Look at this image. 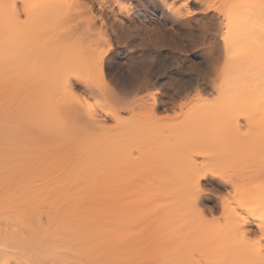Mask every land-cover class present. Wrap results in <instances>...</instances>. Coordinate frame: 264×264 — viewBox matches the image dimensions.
Wrapping results in <instances>:
<instances>
[{
    "label": "bare ground",
    "instance_id": "1",
    "mask_svg": "<svg viewBox=\"0 0 264 264\" xmlns=\"http://www.w3.org/2000/svg\"><path fill=\"white\" fill-rule=\"evenodd\" d=\"M213 6L220 14L222 26L219 40L222 68L218 82L211 86L217 97L204 100L198 96L189 108L197 106V110L188 112L189 118L186 116L184 120L190 126L196 122L195 125L201 126L222 117L225 127L223 122L221 131L216 128L210 131L211 136L202 126L197 127L196 135L182 132V124H178L180 129L174 123L177 129L171 125L167 131L150 134L147 144L152 146H149L152 153L169 156H165L164 164L154 167L156 179L152 177L159 181L172 177L163 183H153L150 194L143 192L148 196L147 208L145 200L139 198L142 192H133L137 194L132 196L126 190L128 197L144 201L138 204L144 211L149 210L150 216L156 207L157 215H153L159 222L179 223L183 228L179 235L170 234L163 240L166 244L178 242L188 250L198 248L202 255L199 264H264V219L256 215L262 212L253 210L252 217L246 218V213L255 209L253 206H263L264 192L254 193V197L250 191L251 198L246 199L238 191L241 197L221 200L222 220L216 226H211L201 208L208 202L202 186H232L228 176L242 173L244 160H249L247 156L257 157L261 162H256L258 166L254 169L257 166L258 172L264 173V0H220ZM81 7L79 0H0V264H122L119 263L122 256L118 254L122 249L117 242L129 233L121 235L125 231L119 230L120 211L125 212L123 222L131 219L129 223H133L134 218L141 225L135 220L138 213L132 214L142 209L134 205L135 198L129 208L125 202L129 199L130 203V198L118 199L125 190L117 191L118 195L114 192L120 189L119 184L115 185L114 165L115 154L121 148L118 141L131 135L122 134L125 129L120 134L114 129L130 128L131 120L128 118L125 124L126 119L122 120L123 116L113 110L115 106H102L104 102L97 105L91 97L92 103L79 100L72 87L74 79L88 83L97 66L98 74L101 73L100 36L89 32L88 19L81 22V27L70 22L73 12L88 13ZM95 73L96 83L93 86L88 83L90 93L102 89ZM94 86L98 88H91ZM110 96L106 97L108 102L116 98L111 101ZM115 102L119 104L118 100ZM109 104L112 106L113 102ZM196 111L195 120L196 113L192 114ZM109 118L115 128L108 127ZM151 120L143 122L147 125ZM143 122L135 123L140 124L139 133ZM134 125L130 129L135 136L137 130L133 129L137 125ZM108 129L113 132L110 134ZM178 129L181 133L172 132L164 139V131L167 134ZM248 141L253 143L247 145ZM69 148L78 160L72 158ZM63 150L70 153L65 158L60 156ZM68 155L75 163L70 157L72 163H68ZM263 181L258 184H264ZM118 203L126 205L132 215L126 216L127 211L120 210ZM132 208L137 210L131 211ZM205 227H211L210 232L196 238L197 230Z\"/></svg>",
    "mask_w": 264,
    "mask_h": 264
},
{
    "label": "rangeland",
    "instance_id": "2",
    "mask_svg": "<svg viewBox=\"0 0 264 264\" xmlns=\"http://www.w3.org/2000/svg\"><path fill=\"white\" fill-rule=\"evenodd\" d=\"M79 1L81 2L82 5L81 8L86 9L88 13L84 12V13L76 14L73 12V14L70 17L71 25H73L74 27H76L77 25L81 27L80 26L81 22L83 24L84 21L88 19L90 20L89 32L96 36H100L101 38L100 40L101 42L98 45L99 49L101 50L100 54L102 57L100 62L101 73L98 74L97 71L99 66H97L94 69V71H96V73L99 76L100 79L99 84H101L100 81L102 82L101 84L102 89L95 86L91 88H94V90L98 88L99 91H102L101 94L104 92L103 90L109 92V95H111L110 97H112L110 99L111 101L113 97L116 98L113 99L112 101L113 104L111 106V104L109 103L112 102L110 101L108 102L109 99L107 98H109V95H107L108 96L107 97L104 94L105 92L103 93V96L100 94L98 90L96 91H98L99 94L98 93L96 94L95 91L94 92L95 95L94 93L89 92L90 90L89 84L90 86H93L96 83V79H97L96 75H94V71L91 72V75L89 77V81H88L89 84L86 83L85 81L83 83L81 80L77 81L74 79L72 81L73 82L72 87L74 89L76 97H78L79 100H83V101L86 100L88 101V103H92L90 99L91 97L92 101L95 100L96 102L95 104L97 105L99 104L102 105L101 102L102 103L104 102L102 106L105 105V107H110V108L115 106V108L113 107V110L115 109V111L119 112L121 117L123 116L124 119L122 118V120L126 119L125 124H127L128 118L131 120V121L128 120L129 121L128 123L132 125H134L136 122L142 124V122L146 120L147 122H149L151 119L154 118L153 120H151L152 123L150 122L147 123L146 125L145 124L146 122L145 123L143 122V126H139L141 128L140 133L138 132V125L140 124L138 123L135 124L137 125V126L134 125L135 126L134 128L137 127V129H133V130H137L136 131L137 134L135 136H134L135 132L133 131L134 132L133 134V132L130 129L133 128L132 125L128 126L130 127L128 128L130 129L128 131V129H126V127L124 128L122 124L121 126L123 128L122 127L120 128L119 126L118 128H115L116 125L113 121L111 122L112 120L111 118L107 119L106 122L108 127L110 126V128L113 127L116 129V130L114 129L116 133L118 131L120 134L124 132L125 129L128 133L125 131L122 134L125 135L133 134L132 136L131 135L126 136L127 138H129V140H127V138L122 135L124 138L123 137L121 138H123L124 140H122V142H120L121 140L118 141L119 148L120 147L121 148L119 149V152H116L117 155L115 154V157L113 156L114 158H116L117 156L116 161L114 160L116 162L114 164L116 170L115 174L117 175L116 177L117 181L115 185L119 184L120 187V189L117 188L118 190L114 192H116L117 194L118 193L117 191L119 190L123 191L124 189L125 191L128 190L129 193H132V196H134V194H137L133 192H142L141 193L142 196L140 195L139 198L141 200L142 198L143 200H145L146 204H144V208L145 207L147 208L148 203L146 201V197H148L147 194H150L148 192H151V189L153 188L154 184L163 183L165 179L172 177V176H166V177H162V180L160 181L155 180L156 177H155V173L153 172L155 169L154 167H156L159 164H164L167 161V159L165 158L169 156L167 153L166 155H164V153L163 154L152 153L151 148L149 147L151 145L147 144V139L151 137V135H153L154 133L159 134L157 131H160L162 129L167 131L166 128L169 129L171 125H173L172 128L176 127L174 123H176L177 126L178 124L179 125L182 124L181 126L183 128L178 126L180 129L182 128L181 129L183 130L182 132L186 131L185 133H192L196 135H197L196 133L197 127L202 126L203 127V128L201 127L202 130L203 129L204 131L206 130L207 134L208 135L210 134L209 136H211L212 134L210 133V131H213L216 128L220 130V126L221 124H223V122L224 125L222 126L223 128L225 127V120L223 119V122H221L222 117H220V120L219 117L216 118L217 120L213 119V121L211 120V122L209 121V123L206 121V123L204 122L200 124L201 126L195 125L197 124V122L195 124L193 123L194 125L192 124V126H190L188 124L189 122L185 123L184 120L186 116L189 118L190 114L187 115V113L191 112L193 109L191 108L189 110V108L192 105L191 102L196 103L198 96L200 98L204 97L205 98V99L203 98L204 100H206L207 98L210 99L213 97L214 98L217 97L216 95L217 92L215 93V91L211 88L213 87L214 82H218L217 80L219 79L217 78V75L220 74L219 71H221L222 68L223 52L221 48V43L219 42L220 33H221L220 30L222 29V26L219 23L220 14L216 12L217 10L215 11V7L213 5H216L220 0L219 1L218 0H79ZM104 96H106L107 98ZM105 98L107 99V101ZM115 99L118 100L121 106H118L119 104L117 102H115L116 104L114 103V101H117ZM152 104L155 105L152 106ZM187 104L189 105L191 104V105L187 106ZM196 108L197 106L193 110H197ZM192 116H194L193 118L196 120L197 111L194 112ZM192 116L190 117L192 118ZM132 120H134L133 121L134 123H131ZM64 121L66 122V120ZM154 122H157L159 124L158 125H156V123L153 124ZM66 123H68V121ZM144 124L146 125L145 126L146 128L144 127ZM148 124L150 125L151 130L147 128L149 127ZM151 124L154 126L152 127ZM70 125L68 124V126ZM68 126L67 129L70 128ZM55 127L57 128L59 126H57L56 124ZM142 127H144L145 129L144 128L142 129ZM178 127H176V129ZM112 129H108V131L111 130L110 134L111 132H113ZM181 130L179 129L175 131L172 130L171 132H167V134L164 131L163 132L164 134L162 135H164L163 137L165 139V137H167V135H170V133L173 134L176 131L177 132L179 131L178 133H181ZM206 132L203 134H206ZM119 134L118 136H121ZM162 135L159 137H161L163 140ZM144 136H145V140H142L144 139ZM144 142H146L147 145H145ZM250 143L253 142L248 141L247 145ZM65 150L62 151L61 155H60L61 152L59 153L60 156L64 155L63 156L64 158L66 157L67 154H70L68 152H64ZM68 150H70L72 158L73 156L76 157L75 155L77 154H75V152H72L73 151L72 148H69ZM80 152H82V150L81 151L79 150V155H81ZM244 152L242 154L243 157H245L247 154V152L245 153ZM133 153H135L136 156H133L135 155ZM69 157L71 159V156L68 155L67 156L68 163L71 164L72 162H69ZM248 157L249 156H247V159L249 160H244L245 165L243 164L244 165L243 167L245 168L244 169L242 168L243 170L241 171L242 172L241 174L238 172V175L233 174V176L231 177L228 176L229 178L232 179V180L229 179V181L231 180L230 182H232L233 184L232 186L228 185L225 188L223 187L217 188L216 186H213L215 187L213 188L210 185L202 186L203 192L205 194L204 196L207 198L206 200H208V202L202 204L201 208L204 211L203 213L205 214V217H207V219L210 220L211 223L210 222L209 223L211 224V226H216L214 224L217 221L218 223H220V221L222 220V218H220L221 217L220 202L233 201L234 198H237L238 196L241 197V194H242V198L246 197V199H249L251 198L250 194L252 193V192L250 193V191H253V194L259 193L260 191L261 195L262 192H264L263 190L264 188L260 190V188L264 187V184L263 183L258 184L260 180H264V173L260 171L258 172V168H257L258 166L257 163L261 161H258L257 157L256 158L250 157L251 159ZM76 159L78 160V157H76ZM260 160H262V158ZM70 161L74 162L75 160L71 159ZM53 163H55V161ZM128 164L129 167L127 166ZM255 165L257 166L254 169ZM255 171L256 173H254ZM152 173L154 175H152ZM259 173H261V175ZM53 174L54 176L56 175L55 173ZM152 176L155 177V179ZM88 179L91 178L88 177ZM159 179H161V177ZM256 185L259 186L260 188L256 187ZM242 190L245 191L242 192ZM125 191L124 193L120 192L122 196H118V199L120 200L121 198L122 199L124 198L125 200L126 197L124 196H127V198H130V203L128 201L129 199L127 198L126 199L128 202L126 201L125 203L129 204V205L127 204L129 208L131 206L133 207L131 201H135L136 198L134 197L135 198L134 200L133 197H128L130 195L128 191H127L128 194ZM144 191H146L147 193L146 195L144 194L145 198L143 195ZM238 191H241V194L240 192L237 193ZM255 195L256 194H254L253 196L255 197ZM139 198L137 199L139 200ZM217 198L218 200L220 198V200L218 201ZM119 200L117 202H120ZM124 200L123 202L122 201L121 202L124 203ZM142 202L144 203V201ZM122 203L120 204L118 203L119 209L120 210L124 209V211L126 210L127 211L126 216L129 213H130L129 215H132L135 212H136L135 215L138 213L137 214L138 217L135 218V220L137 222L139 221V224L141 225L140 226L137 225V223L133 221L134 218L132 219L133 223H129L131 222V219L129 221L127 220L129 218L126 219L128 223H126L125 221L123 222V220H125L124 219L125 217H123L125 215V212L120 211L121 214L119 213L120 215L119 228H121L122 230L121 229L119 230L121 232L125 231L124 233H121V235L125 233H129V234L128 236L126 234L122 235L117 242L119 244L118 246H120L122 249V251L120 250L118 252V254H121L119 256H122V258L119 257L121 261L119 263L164 264L165 261V264H196V263L199 264L201 262L200 257L202 255L200 254L199 252L200 250L198 248L197 250H188L189 248L186 249L182 247L180 244L178 245L177 244L178 242L177 243L175 242V244L174 243L166 244L167 241L163 240L164 237L168 238L170 234L172 236H175V234L176 236L177 234L179 235L178 232H180L183 229L180 227L179 223L174 224L170 222H164L161 219H160L161 221L159 222L158 217L155 216L157 215L156 210H158L156 209L155 206H154L155 208L153 209V214L154 213L156 214L153 215L151 213L153 215V218L150 219L152 215L150 216V214H148L149 210H147V212L144 211V208L138 204L140 202L137 201V203L135 202V204L133 202L134 205L138 204L137 206L141 207L142 209L139 208V210H137L136 208L138 207L134 206L136 207L134 208V210L137 211H134L132 208L131 211H134L132 212V214L131 212H129L130 211L129 208H126L127 206L125 205L126 206L125 207L124 204ZM262 205L264 206V204ZM263 206L261 205L260 206L255 205V207L253 206V208L255 209L251 208L252 210L251 211L249 210V212L246 213V218L248 219L251 218L252 211L254 210L255 212H262L256 215L264 219ZM150 209H151L150 212H152V208ZM256 209L258 211H256ZM138 218L139 220H137ZM146 220L148 221L146 222ZM156 221L159 223H157ZM144 223H146L145 226H143ZM161 226H162V235L161 234L158 235L159 232L161 231ZM178 227H180L181 229L179 228L180 229L179 230ZM251 227L256 230V227L254 225L253 226L251 225ZM210 228L206 229L205 227L204 229L197 230V234L195 237L199 239L206 236L210 232L211 230ZM127 230L128 232H126ZM131 230L133 231L132 233ZM253 236L254 234L251 235V238ZM142 240H144V242L140 243V241ZM145 246L146 249H144L143 251V248ZM210 256L211 255L205 257H210ZM117 257L118 255L116 256V258ZM205 257L203 256L202 259H204Z\"/></svg>",
    "mask_w": 264,
    "mask_h": 264
},
{
    "label": "snow or ice",
    "instance_id": "3",
    "mask_svg": "<svg viewBox=\"0 0 264 264\" xmlns=\"http://www.w3.org/2000/svg\"><path fill=\"white\" fill-rule=\"evenodd\" d=\"M260 241H254V243H259Z\"/></svg>",
    "mask_w": 264,
    "mask_h": 264
}]
</instances>
